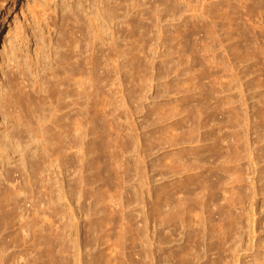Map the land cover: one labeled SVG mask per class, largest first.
Returning a JSON list of instances; mask_svg holds the SVG:
<instances>
[{"label": "rangeland", "instance_id": "obj_1", "mask_svg": "<svg viewBox=\"0 0 264 264\" xmlns=\"http://www.w3.org/2000/svg\"><path fill=\"white\" fill-rule=\"evenodd\" d=\"M0 264H264V0H22Z\"/></svg>", "mask_w": 264, "mask_h": 264}, {"label": "bare ground", "instance_id": "obj_2", "mask_svg": "<svg viewBox=\"0 0 264 264\" xmlns=\"http://www.w3.org/2000/svg\"><path fill=\"white\" fill-rule=\"evenodd\" d=\"M22 0H13L12 1V4H11V8L7 7V5H3V15L0 16V47H1V43L4 39V34H5V29L7 28L8 26V20H9V16L11 15V11H14L16 9H18V6L21 4ZM119 11V14H120V10ZM122 14V12H121ZM123 15V14H122ZM121 15V16H122ZM103 46H106V45H103ZM86 65V64H85ZM85 65H82V64H79V69L82 68V69H85ZM87 70V69H85ZM84 72V71H83ZM84 81L86 83L85 87V93L87 94L88 96V104L90 105L89 101H90V83L93 81V75L92 73H87V72H84ZM89 107V106H88ZM69 127L71 128V130H76L77 127H78V124L76 122H71L69 123ZM73 161V160H72ZM44 162V161H43ZM74 162V161H73ZM45 163V162H44ZM44 165V164H43ZM44 167V166H42ZM55 174H59L57 172H55ZM57 177L59 175H56ZM43 222L44 221H39V225L42 226L43 225ZM42 232V231H41ZM40 234V233H39ZM43 234H40V236H42ZM39 237V235H38ZM40 238V237H39ZM44 238V237H43ZM44 240V239H43ZM40 241V240H39ZM41 241H42V238H41ZM41 241L39 242L40 245L41 244Z\"/></svg>", "mask_w": 264, "mask_h": 264}]
</instances>
